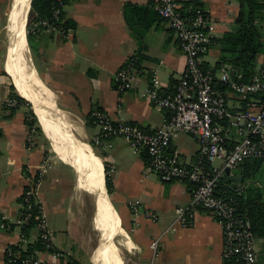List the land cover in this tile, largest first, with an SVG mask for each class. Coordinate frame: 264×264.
Here are the masks:
<instances>
[{"label":"crops","instance_id":"1","mask_svg":"<svg viewBox=\"0 0 264 264\" xmlns=\"http://www.w3.org/2000/svg\"><path fill=\"white\" fill-rule=\"evenodd\" d=\"M252 3L243 9H252ZM31 4L24 12L22 0H0V225L5 220L10 226L0 227V264H6L7 248L19 242L23 231L18 225L19 212L27 177L38 170L45 157L50 163L37 202L47 216L56 247L68 254V260L35 249L37 232L31 230L27 249L33 245V252L44 264H116L113 255L118 249L123 264H233L222 259V228L208 212L199 211L189 228L164 234L174 222L176 209L189 204L192 183H164L156 175L146 177L147 154L136 152L121 138L103 145L93 143L99 134L89 119L93 110H103L115 122L150 132L158 130L168 116L144 100L141 93L151 85L154 72L162 92H173L185 71L186 59L174 32L154 9L153 0H69L63 9L64 23L76 25L67 29L69 36L33 31L27 35ZM201 5L216 25L217 43L202 58L203 67L211 72L223 54L226 35L239 29L242 1L201 0ZM136 7L140 9H133ZM257 23L264 26L262 19ZM20 55L32 87L61 112L72 135L91 147L101 174L92 196L86 189L80 156L58 135L62 132L59 121L52 130L34 100L21 95L15 79ZM132 55H137L143 73L136 77L133 89L119 94L114 77ZM11 98L20 99L16 108L5 107ZM229 99L232 107H239L233 94ZM31 103L45 134L39 137L36 132V148L29 151L27 115L33 110ZM169 152L178 154L191 169L198 162L199 145L193 137L182 134L174 139ZM106 170L113 185L111 193L106 187ZM233 174L242 175L238 170ZM261 179L227 187L242 191L253 184L264 190ZM132 203L155 212L159 221L141 217L134 223L129 207ZM95 217L116 246L115 239H120L118 249L96 241ZM158 238L160 253L154 257L150 245ZM255 249L257 264H264V234L255 235Z\"/></svg>","mask_w":264,"mask_h":264},{"label":"built area","instance_id":"2","mask_svg":"<svg viewBox=\"0 0 264 264\" xmlns=\"http://www.w3.org/2000/svg\"><path fill=\"white\" fill-rule=\"evenodd\" d=\"M153 2L160 18L174 32L186 59L185 71L173 92H162L160 80L154 72L151 85L141 93L144 100L167 112L168 116L158 130L150 132L133 124L115 122L103 110H93L89 119L99 129L93 143L103 145L113 138H121L136 152L147 154L146 177L156 175L164 183L189 181L193 184L189 204L176 209L174 222L164 234L189 228L196 214L205 211L221 225L222 259L233 264H257L251 220L239 212V203L234 197L219 196L218 190L222 179H226L227 170L233 174L247 160L264 158V55L247 81L230 64L222 65L215 73L206 71L202 58L215 46L217 38L212 15L202 5H197L201 0ZM64 6L58 0L52 17L34 20L32 31L69 36L63 26ZM141 73L138 57L132 55L115 74L116 92L124 94L133 89L136 77ZM229 94L237 99L238 108L230 105ZM19 104L20 99L11 98L5 107L16 108ZM182 134L193 137L199 145L198 162L191 169L178 154L169 152L174 139ZM35 136L36 130L30 129L26 141L29 151L36 148ZM49 163V157H45L38 170L27 177L18 225L23 229L33 224V230L37 232L36 242L41 249L55 259L67 261L68 254L56 247L47 216L37 202ZM216 163L220 165L216 167ZM129 207L136 224L141 217L153 223L159 221L158 214L142 209L140 203H132ZM0 227L10 228L5 220ZM28 243V236L22 231L19 242L7 248L6 264H44L37 253L27 252ZM160 243L161 238H158L150 245L154 257L160 253Z\"/></svg>","mask_w":264,"mask_h":264},{"label":"trees","instance_id":"3","mask_svg":"<svg viewBox=\"0 0 264 264\" xmlns=\"http://www.w3.org/2000/svg\"><path fill=\"white\" fill-rule=\"evenodd\" d=\"M61 1L64 3V5H66L69 0ZM241 1L242 11L238 20L240 25L239 29L234 34L226 35L224 39L225 47L223 49V54L220 58V61L217 62L216 66L211 70V72H217L218 67L221 65L230 64L239 73H242L245 77V80L247 81L256 71L259 65V57L264 55V26H260L257 23L258 19H262L264 21V0H261V3L256 2V0ZM251 1L253 2V8L245 11V8L243 9V5L245 7V4ZM57 6L58 0H32L30 15L32 21L39 19H50ZM133 9L138 10L140 8L136 7ZM127 13L128 9H126V15ZM63 26L65 29H68L70 27L75 28L76 25L67 21L63 24ZM204 68L206 71L210 70L208 67L204 66ZM220 89L225 90V87H220ZM22 101H24L26 104L28 103L24 99H22ZM27 123L30 129L35 128V124H37V119L32 111H30V113L27 115ZM37 129H39L38 131H41L40 128ZM263 167L264 158L258 160L252 159L247 160L238 171H241L245 181L253 179L260 180L261 178H264V174L262 173ZM107 173L108 171L106 170V187L108 192L111 193L113 190V185ZM218 195L224 197H234L239 203V212L241 214L247 215L251 220L254 234L260 236L264 234L263 188L250 184L242 191H231L225 184L224 178L221 181ZM31 230H33V224L23 228V232L26 235L29 234ZM39 248L41 249L39 244H37L35 249ZM33 251V245L28 246L27 252L31 253Z\"/></svg>","mask_w":264,"mask_h":264},{"label":"bare ground","instance_id":"4","mask_svg":"<svg viewBox=\"0 0 264 264\" xmlns=\"http://www.w3.org/2000/svg\"><path fill=\"white\" fill-rule=\"evenodd\" d=\"M22 1L23 10L24 12H26L28 11L31 0ZM20 58L21 66L18 67V73L15 79L21 95L24 98L34 100L37 108H39L40 112L42 113L45 119L43 121H45L49 125V127H51L52 130H54V127L56 128L57 126V122L55 123V121H59L58 123H60L59 126H61L62 132L61 134H58V131L56 133L62 138V140H65V142H67L72 147L76 154L80 156L83 168L85 169L86 189L88 194L92 196L95 188L99 183L101 174L91 147L85 142H79L74 137V135H72V133L67 129L69 123L64 119L61 112H59L55 108H52L49 103L41 97L39 92L32 87V83L30 82L31 80H29L30 78H28V76L26 75L27 73L24 72L23 55H20ZM54 124L56 126H54ZM94 223L95 230L99 233V240L118 249V247L109 239L107 233L105 232L104 226L96 219V217Z\"/></svg>","mask_w":264,"mask_h":264},{"label":"rangeland","instance_id":"5","mask_svg":"<svg viewBox=\"0 0 264 264\" xmlns=\"http://www.w3.org/2000/svg\"><path fill=\"white\" fill-rule=\"evenodd\" d=\"M31 12H30V14H29V16H28V27H27V35L28 34H31V31H32V28H33V21H32V18H31ZM31 108L33 109L32 110V112L34 111V107H33V104L31 103ZM34 113V112H33ZM35 115V114H34ZM36 117V116H35ZM36 119H37V124H35V130H36V132L38 133V136L39 137H41V135L42 134H45L44 133V131H43V129H41L42 128V126H41V124L39 123V121H38V118L36 117ZM37 128H40V130H41V132L40 131H38L39 129H37ZM46 136V135H45ZM85 143H88V142H85ZM96 152H98L99 153V150H97L96 149ZM220 164L219 163H216L215 164V166H219ZM263 174H264V168H263V172H262ZM261 180H263L264 181V178L263 179H261ZM95 201H96V199H95ZM116 213V212H115ZM116 216H117V213H116ZM118 217V216H117ZM99 240V233L98 232H96V241H98ZM119 242H118V241ZM115 242H116V244H117V246L119 247V243H120V239L119 238H117V239H115ZM112 254H113V252H112ZM115 255V256H114ZM114 255H113V260H115V263L117 264V260H118V263H120V264H123V262H122V260L120 259V252H119V250H115L114 251ZM122 256H124V252H122ZM117 258V260H116V258ZM123 259H124V261H126L127 262V260H125V258L123 257ZM133 264V263H132Z\"/></svg>","mask_w":264,"mask_h":264},{"label":"water","instance_id":"6","mask_svg":"<svg viewBox=\"0 0 264 264\" xmlns=\"http://www.w3.org/2000/svg\"><path fill=\"white\" fill-rule=\"evenodd\" d=\"M31 3H32V0H31ZM225 176H226L225 183L227 186H231V184L236 187L245 185L244 178L242 175L231 174L230 170H227L225 173Z\"/></svg>","mask_w":264,"mask_h":264},{"label":"flooded vegetation","instance_id":"7","mask_svg":"<svg viewBox=\"0 0 264 264\" xmlns=\"http://www.w3.org/2000/svg\"><path fill=\"white\" fill-rule=\"evenodd\" d=\"M236 190V189H235Z\"/></svg>","mask_w":264,"mask_h":264}]
</instances>
